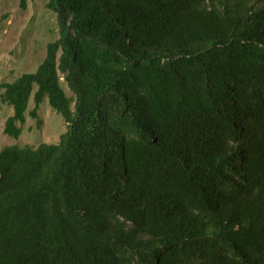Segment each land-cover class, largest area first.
Listing matches in <instances>:
<instances>
[{"label": "trees", "instance_id": "16d2710c", "mask_svg": "<svg viewBox=\"0 0 264 264\" xmlns=\"http://www.w3.org/2000/svg\"><path fill=\"white\" fill-rule=\"evenodd\" d=\"M47 6L3 132L31 98L66 130L0 149V264H264V0Z\"/></svg>", "mask_w": 264, "mask_h": 264}, {"label": "rangeland", "instance_id": "374dc122", "mask_svg": "<svg viewBox=\"0 0 264 264\" xmlns=\"http://www.w3.org/2000/svg\"><path fill=\"white\" fill-rule=\"evenodd\" d=\"M48 0H0V81L12 80L25 71H34L43 60L47 43L59 36L56 12ZM62 85L68 94L66 83ZM34 106L31 98L21 134L13 137L3 132L4 121L13 111L0 99V149L7 144L57 142L66 130L63 116L45 98L38 108V118L29 115Z\"/></svg>", "mask_w": 264, "mask_h": 264}]
</instances>
